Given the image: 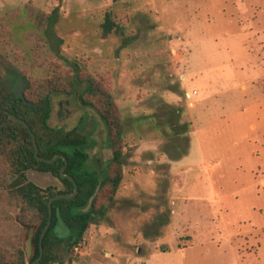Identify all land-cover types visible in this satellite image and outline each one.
<instances>
[{"label": "rangeland", "instance_id": "1", "mask_svg": "<svg viewBox=\"0 0 264 264\" xmlns=\"http://www.w3.org/2000/svg\"><path fill=\"white\" fill-rule=\"evenodd\" d=\"M56 7L50 43L36 16ZM106 12L120 31L103 37ZM64 58L113 96L124 165L114 197L108 185L96 194L104 216L55 263L264 264V0H0V73L68 75ZM51 100L49 125L88 134V163L110 175L115 145L97 111L78 95ZM27 177L64 189L50 173ZM13 178L0 149V264L26 263L39 224Z\"/></svg>", "mask_w": 264, "mask_h": 264}, {"label": "trees", "instance_id": "2", "mask_svg": "<svg viewBox=\"0 0 264 264\" xmlns=\"http://www.w3.org/2000/svg\"><path fill=\"white\" fill-rule=\"evenodd\" d=\"M114 2L118 0H112ZM58 7L51 13L38 12L36 23L42 28L47 42L52 41V28L58 16ZM102 36L107 37L112 32L120 29L111 18V13L106 12L101 24ZM131 38H122L118 50L127 47ZM62 40L55 43L54 54ZM65 63L70 66L72 73L68 75L54 74L49 78H40L31 81L24 75L14 73L10 68L0 73V149H9L14 178L10 183L15 195L25 202L27 207L37 212L39 224L35 229L33 238V253L31 261L39 256L41 233L49 220V199L58 194L70 195L73 193V183L60 175V170L65 165L63 159L52 163L38 161L35 157L32 137L28 129L13 121L4 111L25 120L35 135L40 157L51 159L58 154L65 157L67 165L64 173L73 177L78 186L77 194L72 198L58 199L52 203L51 223L42 240L43 256L36 264H55L61 262L84 236L90 224L95 223L104 216V207L96 208L98 196L95 195L93 203L87 212L89 198L94 194L99 183L97 168L88 163L87 149L90 145L88 134L79 129L64 131L49 125L48 120L52 109L51 96L53 93L64 92L78 95L84 106L94 108L103 120L107 131L113 138L115 145L110 160L111 173L102 178L99 190L105 185L109 186V199H112L123 178V151L121 146L123 121L119 114L114 98L101 86L89 77H82L79 64L75 61ZM18 80L23 83V99L16 96L14 90ZM86 86L79 92V86ZM50 173L63 184L64 189L56 190L54 186L42 188L29 180L27 171ZM22 255V251H20ZM17 264H26L20 260Z\"/></svg>", "mask_w": 264, "mask_h": 264}, {"label": "water", "instance_id": "3", "mask_svg": "<svg viewBox=\"0 0 264 264\" xmlns=\"http://www.w3.org/2000/svg\"><path fill=\"white\" fill-rule=\"evenodd\" d=\"M14 92H15L17 97L23 99V83H22L21 80H18ZM1 113L2 112L0 111V115H1ZM4 113L7 114L10 119H12L13 121L24 125L28 129V131L30 132L31 137H32V143H33V146H34L35 157H36V159L38 161H42V162H45V163H52V162L56 161L59 158L63 159L65 161V165L60 170V175L63 178L69 179L73 183V186H74V190H73L72 194H70V195L58 194V195H55V196H53V197H51L49 199V202H48V206H49V220H48L46 226L44 227V229H43V231L41 233L40 242H39V246H40L39 256H38V258L35 261H31L32 250H33L34 228L33 227L29 228V231H28V234H27V238H26V240L24 242V253H25V257H26V264H36L37 262H39L41 260V258L43 256L42 240H43L46 232L48 231V229L50 227L53 201L58 200V199H65V198L74 197L77 194V192H78V186H77V184L74 181L72 176L67 175V174L64 173V170L66 168L67 162H66V159H65V157L63 155L58 154V155H56L55 157H53L51 159H46V158L40 157L39 154H38V146H37V143H36L35 135L32 132V130L30 129V127L28 126L27 122L25 120L21 119V118H18L16 116L10 114L8 111H4ZM97 171L100 174V165H98ZM100 185H101V178H99V183H98V185L96 187V190H95L94 194L89 198L87 206L83 209V212H87L90 209V207H91V205L93 203L94 197L97 194V192L99 191Z\"/></svg>", "mask_w": 264, "mask_h": 264}, {"label": "crops", "instance_id": "4", "mask_svg": "<svg viewBox=\"0 0 264 264\" xmlns=\"http://www.w3.org/2000/svg\"><path fill=\"white\" fill-rule=\"evenodd\" d=\"M203 236H206V235H203ZM203 236L198 237V238H196L195 236H193V239H192V246H191L190 248L197 246V245L201 242V240L203 239ZM218 236H221V234H218ZM218 236H216V237H218ZM216 240H218V241H216V242H217L218 244H220V241H222V238L220 237V238H218V239H216Z\"/></svg>", "mask_w": 264, "mask_h": 264}, {"label": "flooded vegetation", "instance_id": "5", "mask_svg": "<svg viewBox=\"0 0 264 264\" xmlns=\"http://www.w3.org/2000/svg\"><path fill=\"white\" fill-rule=\"evenodd\" d=\"M98 169V168H97ZM32 253H33V250H32Z\"/></svg>", "mask_w": 264, "mask_h": 264}]
</instances>
